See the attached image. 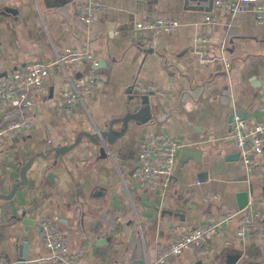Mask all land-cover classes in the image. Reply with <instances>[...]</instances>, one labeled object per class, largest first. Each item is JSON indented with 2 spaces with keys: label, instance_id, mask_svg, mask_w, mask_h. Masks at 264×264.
Returning <instances> with one entry per match:
<instances>
[{
  "label": "crops",
  "instance_id": "obj_1",
  "mask_svg": "<svg viewBox=\"0 0 264 264\" xmlns=\"http://www.w3.org/2000/svg\"><path fill=\"white\" fill-rule=\"evenodd\" d=\"M212 1L0 0V78L80 43L89 45L96 71L105 76L83 104L67 106L58 92L91 65H54L53 85L31 113L32 127L0 148V259L6 264L22 260L23 240V264H40L46 249L37 228L44 219L57 218L79 264H158L176 235L204 217L240 209L238 192H247L243 208L257 211L264 223V151L248 173L228 137L234 110L261 117L264 24L250 14L204 24ZM88 3L103 8L92 24L77 14ZM155 18L178 24L171 32L134 27ZM201 36L211 38L205 53L212 58L204 64L192 52L196 45L205 50ZM146 84L171 97L133 89ZM159 135L183 147L170 187L152 192L133 171L140 141ZM235 229V222L221 226L206 248H191L167 264H264V232L239 239Z\"/></svg>",
  "mask_w": 264,
  "mask_h": 264
},
{
  "label": "built area",
  "instance_id": "obj_2",
  "mask_svg": "<svg viewBox=\"0 0 264 264\" xmlns=\"http://www.w3.org/2000/svg\"><path fill=\"white\" fill-rule=\"evenodd\" d=\"M102 6L96 3L77 6L80 21L92 24ZM203 23H221L226 15L235 18L238 14H250L256 24H264V2L258 0H213L210 9L204 11ZM178 22L173 19L155 18L150 21H136L134 27L146 32H171ZM198 42L206 45L205 50L193 47L192 52L204 64L211 60L205 51L211 38L198 37ZM224 59V58H223ZM88 62L91 68L85 72L73 74L67 78L69 87L58 92L59 100L67 106L83 104L91 95L93 88L105 80L104 74L96 71L98 57L89 45L80 43L65 48L50 62L31 60L20 68L10 70L0 78V148L5 147L14 138L25 134L33 125L31 113L41 98L47 95L48 86L53 85L52 67ZM229 64L225 63L228 71ZM74 73V72H73ZM135 91L143 94L153 93L166 99L171 97L152 84L136 85ZM261 117H245L234 110L228 137L232 140L239 156L240 167L251 173L259 164L264 151V102L258 105ZM27 111V112H26ZM183 145L180 140L166 136L144 137L138 147L137 163L133 177L150 191L165 192L171 185L173 175L178 168L180 151ZM259 214L253 209L228 210L216 216H207L199 226L176 235L158 255L155 262L167 264L170 257H180L191 248H206L208 240L216 235L221 226L235 222V235L243 239L249 234L264 232V223L257 222ZM57 218L44 219L38 224L46 255L37 258L40 264H79L76 256L68 248L65 237L57 225ZM0 264H6L0 259ZM150 264V263H146Z\"/></svg>",
  "mask_w": 264,
  "mask_h": 264
},
{
  "label": "water",
  "instance_id": "obj_3",
  "mask_svg": "<svg viewBox=\"0 0 264 264\" xmlns=\"http://www.w3.org/2000/svg\"><path fill=\"white\" fill-rule=\"evenodd\" d=\"M213 2V1H212ZM212 2L210 3V5H209V9L211 8V6H212ZM143 102L145 103V104H147V102H148V100H147V98L144 96L143 97ZM145 107H143L140 111L138 110V109H136V111L135 112H133V113H129V114H127L124 118H123V122H125L126 123V121L129 119V118H131V117H134V116H136L137 114H141V113H143L144 112V110L146 109H144ZM144 109V110H143ZM109 131H111V128L109 129ZM236 199H237V204H238V207L241 209V208H243V207H245L246 205H247V202H248V195H247V192H238L237 194H236ZM29 223H31V222H29ZM28 223V224H29ZM33 224V223H32ZM31 225V224H30ZM28 234V228H25V236ZM18 241V240H17ZM19 243V242H18ZM19 248H21L22 249V254L20 255V257L22 258V260H20V261H18V262H16V263H13V264H23V260L25 259V257H26V251H27V244H26V242L23 240V241H20V243H19Z\"/></svg>",
  "mask_w": 264,
  "mask_h": 264
},
{
  "label": "rangeland",
  "instance_id": "obj_4",
  "mask_svg": "<svg viewBox=\"0 0 264 264\" xmlns=\"http://www.w3.org/2000/svg\"><path fill=\"white\" fill-rule=\"evenodd\" d=\"M228 69H229V67H228ZM98 134L95 136L96 137V139H97V141H98V143L99 142H101L103 139L101 138V136H102V134H100L99 132H97ZM99 139H101V140H99Z\"/></svg>",
  "mask_w": 264,
  "mask_h": 264
}]
</instances>
